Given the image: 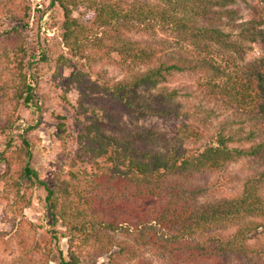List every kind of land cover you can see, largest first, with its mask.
I'll return each mask as SVG.
<instances>
[{
	"label": "trees",
	"instance_id": "trees-1",
	"mask_svg": "<svg viewBox=\"0 0 264 264\" xmlns=\"http://www.w3.org/2000/svg\"><path fill=\"white\" fill-rule=\"evenodd\" d=\"M59 1L66 17L64 39L72 49L80 47L76 45L75 28L82 26L71 18L70 4L79 2L95 10L96 25L124 23L132 25L128 28L137 33L155 31L158 25L176 38L177 53L170 57L164 41L159 42L162 48L155 41L142 45L124 39L111 46L121 53L127 68H146L133 72L131 79L111 90L112 96L122 100L133 114L167 117L173 109L174 94L164 92L159 85L181 72L192 71L206 76L201 92L208 101L232 111L240 122L251 126L248 148L231 146L234 137L225 125L205 144L186 148L161 132L147 134L133 129L124 136H110L102 134L94 120L90 122L80 138L84 154L92 160L91 171L85 167L72 170L71 165L69 170L60 169L53 186L40 180L48 191L54 237L68 238L71 258L67 260L62 254L59 263L80 264L83 255L96 251L108 253L110 263L118 264L115 261L121 256L134 259L139 248L152 251L162 264H233L234 256L243 259L236 264H260L254 257L261 254V249L249 241L252 232L264 227V222L256 221L264 219V197L259 189L264 172L248 178L239 196L209 203L199 201L207 188L191 183L198 171L218 170L244 156L264 158V140H256L259 130L264 133V55L240 66L237 62L243 58V46L219 26L221 11L231 13L223 8L234 0L141 1L119 8L103 0ZM201 20H206L205 24L200 25ZM238 26L243 41L259 42L264 50V17L254 10L250 20ZM19 43L22 50L20 39ZM185 44L194 54L184 55ZM24 84L23 97L29 104L33 86ZM148 90L151 96L146 99L144 92ZM150 100L156 102L155 107L144 103ZM203 112L207 117L215 114L213 108ZM182 124L176 131L178 136L184 134L179 140L192 138L196 143L204 123L195 120L191 126ZM60 139L65 142L66 135L60 134ZM23 142L28 145L27 139ZM27 153L31 155L29 150ZM63 172L66 175L62 177ZM22 173L37 176L29 163ZM232 224L237 228L224 233ZM58 226L64 230L56 229ZM117 230L133 242L117 240L112 234ZM137 264L150 262L139 259Z\"/></svg>",
	"mask_w": 264,
	"mask_h": 264
},
{
	"label": "rangeland",
	"instance_id": "rangeland-1",
	"mask_svg": "<svg viewBox=\"0 0 264 264\" xmlns=\"http://www.w3.org/2000/svg\"><path fill=\"white\" fill-rule=\"evenodd\" d=\"M103 1L119 8L141 1L152 4L157 0ZM223 9L232 11H221L219 26L230 34L231 40L243 46V58H238L237 63L245 66L263 56L264 50L259 42L241 39L238 25L250 20L254 10L264 17V0H234ZM70 10L71 18L82 26L75 28L78 35L74 39L80 47L74 49L64 39L66 17L59 0H0V264H60L62 254L67 260L71 258L68 238L54 237L46 201L48 191L40 180L53 186L60 169L69 170L71 165L72 170L85 167L91 171L92 160L81 148L80 134L86 132V126L93 120L102 134L124 136L133 129L147 134L156 131L175 144L184 143L186 148L205 144L225 125V130L234 137L231 146L248 148L251 144L247 139L250 123L240 122L232 111L208 101L201 92L205 88L202 85L206 76L200 73L181 72L159 85L164 92L174 94L172 114L167 117L152 113L145 116L133 114L122 100L112 96L111 90L117 83L131 79L133 72L146 68H127L121 53L111 46L118 39L137 41L142 45L154 41L159 45L164 41L169 49L163 52L167 50L170 57L177 53L176 38L158 25L155 31L144 33H137L128 28L132 25L124 23L96 25L93 23L95 10L84 2L71 3ZM205 21L201 20L200 25ZM184 47L187 50L184 55L194 54L188 50L187 44ZM24 82L33 86V101L29 104L23 97ZM144 96L149 98L151 91H145ZM144 103L155 107L156 102ZM207 108H213L215 114L207 117L203 112ZM195 120L204 123L200 127L199 140L196 143L192 138L180 141L184 134H176L179 124L191 126ZM261 131L256 133V140H264ZM60 134L66 135L65 142L60 139ZM24 138L28 145L23 142ZM27 163L37 176L22 173ZM263 172L264 158L244 156L221 169L194 173L191 183L207 188L199 201L209 203L239 196L246 180ZM63 175L66 174L63 172ZM259 187L264 197V177ZM256 221L263 224L264 219ZM236 228L237 225L232 224L224 233ZM56 229L64 230L61 226ZM252 233L249 243L261 249V254L254 258L264 264V227ZM112 234L117 240L133 242L120 230ZM136 250L134 259L121 256L115 262L137 264L139 259H144L150 264L163 263L148 249ZM231 260L236 264L243 259L234 256ZM80 264L111 263L108 253L95 251L83 255Z\"/></svg>",
	"mask_w": 264,
	"mask_h": 264
}]
</instances>
